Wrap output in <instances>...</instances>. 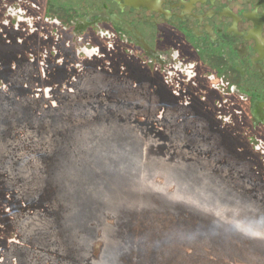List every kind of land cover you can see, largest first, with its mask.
<instances>
[{"label":"flooded vegetation","instance_id":"af4514ba","mask_svg":"<svg viewBox=\"0 0 264 264\" xmlns=\"http://www.w3.org/2000/svg\"><path fill=\"white\" fill-rule=\"evenodd\" d=\"M97 83L140 96L109 99L162 141L187 139L191 172L264 185V0H0L1 112L51 119ZM4 210L0 264H27Z\"/></svg>","mask_w":264,"mask_h":264},{"label":"rangeland","instance_id":"374dc122","mask_svg":"<svg viewBox=\"0 0 264 264\" xmlns=\"http://www.w3.org/2000/svg\"><path fill=\"white\" fill-rule=\"evenodd\" d=\"M76 95L51 119L0 111V204L27 264H264L263 184L188 170L187 139L162 141L136 121L144 109L109 99L138 95Z\"/></svg>","mask_w":264,"mask_h":264}]
</instances>
